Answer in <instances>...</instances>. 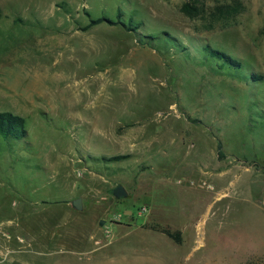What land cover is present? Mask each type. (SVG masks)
I'll return each mask as SVG.
<instances>
[{"label": "rangeland", "instance_id": "obj_1", "mask_svg": "<svg viewBox=\"0 0 264 264\" xmlns=\"http://www.w3.org/2000/svg\"><path fill=\"white\" fill-rule=\"evenodd\" d=\"M187 1L0 0V264H264V0Z\"/></svg>", "mask_w": 264, "mask_h": 264}, {"label": "trees", "instance_id": "obj_2", "mask_svg": "<svg viewBox=\"0 0 264 264\" xmlns=\"http://www.w3.org/2000/svg\"><path fill=\"white\" fill-rule=\"evenodd\" d=\"M244 9V4L241 0H233L232 2H226L221 4H216L213 6L202 7L199 6L194 1H187L182 4L181 11L191 17L201 16L203 19L210 22L209 27H213L218 21L229 19L236 16L239 12ZM109 21L112 23H121L122 21L110 20L107 18H97L92 19L86 28L93 26L95 24L101 23L102 21ZM136 27V26H135ZM131 29V28H130ZM164 36L171 40L175 41V38L169 36V33H164ZM147 37H151L150 35ZM204 59L207 63L216 62L219 68L224 70H231L233 72H241L245 69L244 62L223 49L216 48L207 44L204 47ZM248 73V74H247ZM244 78H247L251 81H261L264 76L257 72H243ZM28 137V131L26 128V119L25 117L13 113L11 111H1L0 112V139L4 140H21ZM221 147V144L219 145ZM145 226V224H143ZM155 231L164 233L174 241L181 243L182 235L180 230H172L168 227H162L156 224L149 226Z\"/></svg>", "mask_w": 264, "mask_h": 264}, {"label": "water", "instance_id": "obj_3", "mask_svg": "<svg viewBox=\"0 0 264 264\" xmlns=\"http://www.w3.org/2000/svg\"><path fill=\"white\" fill-rule=\"evenodd\" d=\"M113 194L117 197H125L127 196V191L123 185H117L113 189ZM72 204L75 208L77 209H82L83 208V202L81 198H76L72 201ZM105 220H101V224H103Z\"/></svg>", "mask_w": 264, "mask_h": 264}]
</instances>
